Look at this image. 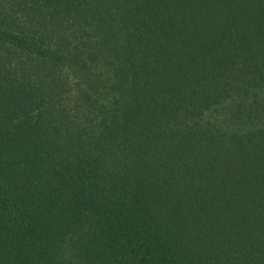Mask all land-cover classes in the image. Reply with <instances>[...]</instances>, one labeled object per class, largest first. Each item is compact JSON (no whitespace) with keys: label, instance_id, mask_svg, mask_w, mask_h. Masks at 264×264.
<instances>
[{"label":"trees","instance_id":"obj_1","mask_svg":"<svg viewBox=\"0 0 264 264\" xmlns=\"http://www.w3.org/2000/svg\"><path fill=\"white\" fill-rule=\"evenodd\" d=\"M0 264H264V0H0Z\"/></svg>","mask_w":264,"mask_h":264}]
</instances>
